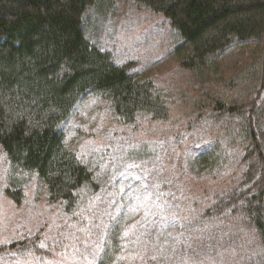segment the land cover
<instances>
[{"label": "trees", "instance_id": "trees-1", "mask_svg": "<svg viewBox=\"0 0 264 264\" xmlns=\"http://www.w3.org/2000/svg\"><path fill=\"white\" fill-rule=\"evenodd\" d=\"M114 1L0 0V146L10 164L4 192L17 205L29 175L69 213L105 189L98 168L79 156L63 130L86 97H105L124 124L142 116L170 119L154 78L117 62L84 31L88 10L103 11ZM133 1L169 20L183 68L214 73L219 55L231 47H246L251 62L220 78L206 101L214 119L205 122L206 130L224 120L222 132L185 145V175L218 178L219 190H209L210 200L200 205L186 196L176 199L178 189L168 198L162 189L138 183L137 193L155 197L149 213L124 221L123 210L134 199L116 197L122 206L107 218L104 256L111 264L214 263L212 252L188 261L183 249L206 227L225 222L251 232L264 260V0ZM35 243L22 241L16 251L41 253Z\"/></svg>", "mask_w": 264, "mask_h": 264}, {"label": "rangeland", "instance_id": "rangeland-1", "mask_svg": "<svg viewBox=\"0 0 264 264\" xmlns=\"http://www.w3.org/2000/svg\"><path fill=\"white\" fill-rule=\"evenodd\" d=\"M84 31L117 62L132 63L138 75L154 78L170 105V119L164 123L142 116L124 124L114 117L105 97L92 94L81 101L63 130L79 156L98 168L105 189L89 196L73 213L61 203L50 202L45 186L34 175L23 178L21 205L8 197L4 188L10 164L0 146V264H111L103 248L107 218L122 206L116 197L134 199L123 210L121 219L127 221L134 214H148L155 198L137 193L138 183L160 188L168 198L178 189L176 199L186 196L200 205L210 200L209 190L216 192L221 186L218 178L185 175V145L222 132L224 120L206 130L205 122H214L206 101L221 86L220 78L237 75L251 62L247 48L222 52L214 73L183 68L176 52L179 39L169 20L133 0H115L103 11L88 10ZM198 235L195 244L183 249L188 261L212 252L217 259L208 264H264L251 232L238 226L215 222ZM22 241L36 242L42 252L16 251ZM216 252L222 255L219 262Z\"/></svg>", "mask_w": 264, "mask_h": 264}]
</instances>
